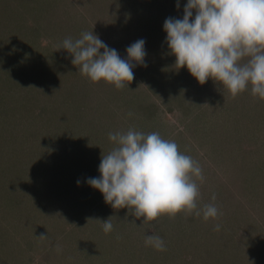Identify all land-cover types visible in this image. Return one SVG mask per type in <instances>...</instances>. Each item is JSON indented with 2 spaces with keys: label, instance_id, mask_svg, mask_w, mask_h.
Instances as JSON below:
<instances>
[{
  "label": "rangeland",
  "instance_id": "1",
  "mask_svg": "<svg viewBox=\"0 0 264 264\" xmlns=\"http://www.w3.org/2000/svg\"><path fill=\"white\" fill-rule=\"evenodd\" d=\"M176 3L0 0V42L23 12L41 27L32 60L24 65L9 53L2 70L0 264H264V100L250 88L232 98L212 79L201 85L175 68L163 24L183 17L187 0ZM32 27L14 34L20 47L36 38ZM85 31L124 59L129 45L145 40L146 67L133 68L130 91L91 83L59 50ZM176 86L184 88L176 93ZM69 114L79 126L68 125ZM129 127L158 131L197 160L205 177L197 181L200 206L215 203L222 215L205 222L181 212L140 227L126 208L107 205L86 180L100 175L101 154L113 147L109 133ZM109 217L113 230L105 233L100 221ZM146 234L159 235L166 250L146 246Z\"/></svg>",
  "mask_w": 264,
  "mask_h": 264
},
{
  "label": "clouds",
  "instance_id": "2",
  "mask_svg": "<svg viewBox=\"0 0 264 264\" xmlns=\"http://www.w3.org/2000/svg\"><path fill=\"white\" fill-rule=\"evenodd\" d=\"M176 7L180 8V0ZM163 30L175 68H187L201 85L212 79L232 98L250 88L254 97L264 100V0H187L183 17L166 18ZM145 43L138 39L129 45L124 59L93 31H85L80 38H65L59 50L71 56L73 66L91 83L103 81L130 91L133 68L146 67ZM108 138L113 147L101 154L100 175L87 178L86 183L114 210L126 208L135 218L132 224L142 220V227L163 215L174 218L181 212L202 215L205 222L222 215L215 203L200 206L197 181H204L203 169L174 140L135 127L110 132ZM112 218L98 220L105 233L113 230ZM37 239L46 240L47 235ZM144 241L157 251L166 250L157 234H146Z\"/></svg>",
  "mask_w": 264,
  "mask_h": 264
},
{
  "label": "trees",
  "instance_id": "3",
  "mask_svg": "<svg viewBox=\"0 0 264 264\" xmlns=\"http://www.w3.org/2000/svg\"><path fill=\"white\" fill-rule=\"evenodd\" d=\"M30 13H31L30 11L29 12L26 11V12H23L22 13V16L23 17L21 19V23H18V21H15V19H14V22H13V24L15 26L14 34L16 32L20 33L22 30L24 31V29H26V28L28 29V27H32L29 24H30V22L33 23V21H32V19L31 20L28 19V17L30 16ZM38 21H41V20L38 19V18L36 20H34L35 23H37ZM32 28L38 29L39 32L36 34V38L33 40V42L30 43L26 47H24V46L20 47V45L22 44L20 42V40H19L21 36H17V35H14V34L9 37L10 40L3 39L4 43L0 42V72H1V75H0V83H1L2 70L6 69L9 66L8 62L6 61L9 53H11L13 55H16L19 58L22 57V60L25 62L24 65L27 64L30 60H32V56H33L32 52H33V49H34V47H37L40 44L39 40H40V37H41V32H40L41 31V27L33 24V27ZM7 39H8V37H7ZM11 50H14V51L11 52ZM6 52H8V53H6ZM16 83H17V81L15 82V84ZM50 85H52V84H50ZM55 88H56V90H55ZM183 88H184V86H176V88H175L176 93H177V90L180 91ZM50 90L57 91V87H55V84L50 87ZM153 91H156V90L154 89ZM23 103H25V102H23ZM14 104H16L17 107H18V105L21 104V103H19L18 101L15 100L14 101ZM40 111H41L39 113L40 116H38V117H43L41 115H42V113L44 111V108L41 109ZM37 113H38V111L35 110V114H37ZM69 113H71V112L69 111ZM70 116H71V114L67 115L66 118H64L65 121H68L67 122L68 125H71L72 124L73 126H79V123H77V122L73 123L71 121V123H70ZM52 122H55V120H52ZM5 137H6L5 134H3V135L1 134L0 135V140H4Z\"/></svg>",
  "mask_w": 264,
  "mask_h": 264
}]
</instances>
